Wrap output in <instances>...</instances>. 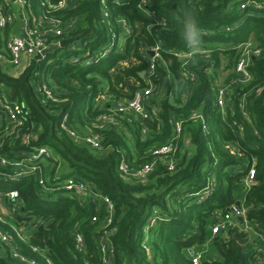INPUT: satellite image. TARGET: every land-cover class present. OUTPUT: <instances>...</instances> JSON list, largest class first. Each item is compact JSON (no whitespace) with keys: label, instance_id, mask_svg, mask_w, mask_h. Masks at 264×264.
<instances>
[{"label":"trees","instance_id":"obj_1","mask_svg":"<svg viewBox=\"0 0 264 264\" xmlns=\"http://www.w3.org/2000/svg\"><path fill=\"white\" fill-rule=\"evenodd\" d=\"M59 1L26 0L22 12L36 19L49 3ZM139 3L105 0L108 26L115 36L121 32L120 19L129 32L123 34L121 45L88 64H84L88 57L74 59L83 51L71 49L70 44L40 59L31 58L18 75L0 64V94L23 105L24 130L36 135L28 144L20 137L6 136L5 155L18 160L40 145L54 153L44 187L35 172L10 179L4 173L11 167H0V194L11 189L19 194L18 208L10 216L0 212V232L8 238V242L0 240L4 264H24L13 257L12 249L38 264H48L47 260L102 264L106 209L93 196L82 200L61 188V180L70 176L84 180L114 203L117 230L112 235V264H191L189 248L203 245L208 236L220 260L204 264H264V12L242 11L239 1L237 10V2L231 0H151L147 7L166 19V27L160 28L149 25ZM50 15L70 27L60 37L48 38L50 42L80 34V47L93 51L109 41L100 0H75L71 7ZM158 37L164 49L147 104L151 117L141 120L130 112L114 111L111 99H129L146 85L139 76L147 69L144 51ZM250 37L261 48L249 67L252 79L232 88L221 110L214 81L221 67L234 65V45ZM171 49L195 52L183 63ZM40 80L48 81L57 102L43 100L36 88ZM99 93L107 99L95 103ZM110 110L113 122L98 120ZM194 112L202 118H192ZM64 116L75 136L60 127ZM90 132L100 136L101 148L83 141ZM170 142L177 146L170 157L172 169L166 159H160L145 183L119 172L121 161L135 169L149 159L153 148ZM252 162L254 177L242 204L263 240L240 243L234 235L245 236L232 231L211 236L214 212L234 204L235 192ZM154 215V224L148 226V218ZM20 226L27 228L25 239L16 232ZM75 233L83 237L81 249L75 247Z\"/></svg>","mask_w":264,"mask_h":264},{"label":"built area","instance_id":"obj_2","mask_svg":"<svg viewBox=\"0 0 264 264\" xmlns=\"http://www.w3.org/2000/svg\"><path fill=\"white\" fill-rule=\"evenodd\" d=\"M75 0H60L57 4H48L47 9H45L38 17L33 18V22L30 24L23 23L21 26V34L16 33L15 31H10L3 39L1 44L2 49L0 48V60L5 63H9L11 66H18L21 60V56L27 55L34 57L42 49L48 45L58 43L59 40L50 42L48 38L60 37L68 31L70 28L67 25L61 26V20L58 17L50 15L54 10H62L68 7H71V3ZM238 1L240 10H246L250 8L251 11H261L264 12V0H231V3L237 2L238 10ZM151 0H140L138 4L139 9L142 13L150 19V26H159L160 28L166 27V20L162 17L157 11L150 9ZM102 7V19L105 23V26L109 25V11L105 5V0H100ZM26 0H0V33L10 27L14 28L16 20V12L14 7H19V11L22 13V8H24ZM44 5V3H41ZM249 12V11H248ZM74 22V21H72ZM121 32L116 37L111 27L108 26L107 32L109 36V41L97 50L90 51L89 48L80 47L76 44H70L71 49L82 50L80 57H88L84 64H88L91 61L95 60L98 56L107 54L112 47H118L120 42H123V34L129 32V28L126 25L124 19L118 21ZM13 30V29H12ZM122 36V37H121ZM68 38V37H65ZM116 38V40H115ZM81 44V43H80ZM85 43H83V46ZM164 42L158 37L155 40V43L149 47L150 51L153 52V55L147 57V70H146V85L144 87L138 88L131 98L121 99L115 105L114 111L118 112H130L134 116L142 119L150 118L151 111L147 108V104L152 97L155 85L154 78L157 77V64L161 60V51L163 48ZM84 49V50H83ZM236 50L235 63L231 68L221 69L223 71H230L231 74L227 75L224 80H221V77L218 76L215 79V95H216V104L223 110L225 105L230 99V96L233 92L235 86L240 84H246L252 79V74L249 67L251 66L252 59L258 57L261 53V48L258 42L250 37L245 41L239 42L234 45ZM195 50L183 51L175 50L172 51L174 57L187 62L192 57V54ZM206 52L207 51H203ZM190 78H193L192 75ZM37 91L42 94L43 100H50L52 102H57L58 98L55 95L54 89L50 86L48 81L40 80L39 84L36 86ZM259 93H257L258 95ZM244 95V94H243ZM107 99V96L104 93H99L94 99L95 102H104ZM156 110V109H154ZM192 118H202L198 112H194L191 116ZM101 122H113L114 116L111 114V110L108 113L101 114L97 117ZM25 110L23 105L16 101H9L3 95L0 94V167H11V171L4 173V176H7L10 179H17L24 174L35 172L38 178V184L41 187L45 186V178L47 173H45L44 162L49 161L51 158H54V153L52 149L46 145H40L32 147V149L26 153L25 157L18 160L9 159L4 153V143L5 137L12 135L16 138H21L22 141L28 144L31 140L36 139V135L31 132L24 130L25 127ZM67 117L64 116L60 127L66 131L69 135L75 136V132L71 130L66 124ZM177 131L180 130V124L176 126ZM87 144L92 148H101L100 136L96 132L88 133L84 138H82ZM177 146L175 143H166L158 147L153 148L150 151L149 159L140 164L137 168L132 169L128 166L125 161L119 163V172L127 177H132L134 181L139 183H145L148 176L154 169L155 164L160 159H166L165 163L168 165L169 169L173 168V162L171 156L176 152ZM254 177V164L250 166L247 175L244 181L247 184H250V181ZM59 186L65 189L71 196L79 199H84L85 197L93 196L92 200L98 201L100 204L104 205L106 209V215L104 217V233L102 235V264H112L113 260V244H112V235L117 230V225L113 222V213H114V203L107 195H102L96 192L93 188H89L87 182L77 177H67L59 183ZM2 195L9 204V212L7 215L15 211L18 208V191L16 189H11ZM10 202V203H9ZM246 208L243 204L239 206L231 204L225 211L214 212V221L210 225V230L212 234L222 233L226 235L229 231L242 233L244 236L248 237V240H259L262 239L260 233L257 230V225L255 222L251 221L246 216ZM2 220V217H0ZM96 220V216L92 218ZM156 220V215L150 216L148 218V226L153 225ZM16 232L21 239H25L27 228L25 226H20L16 228ZM147 233V229H146ZM75 238V247L81 249L84 245L83 237L80 233L74 234ZM0 240L2 242H8L6 235L0 232ZM34 250L38 248L34 247ZM189 251V250H188ZM13 257L17 258L20 262L24 264H38L34 259H30L23 254L18 253L16 250L12 249ZM191 264H204L202 256L200 253L194 251L189 252ZM48 264H51L47 260Z\"/></svg>","mask_w":264,"mask_h":264},{"label":"crops","instance_id":"obj_3","mask_svg":"<svg viewBox=\"0 0 264 264\" xmlns=\"http://www.w3.org/2000/svg\"><path fill=\"white\" fill-rule=\"evenodd\" d=\"M75 4V1L73 2V3H71V5H74ZM175 5V4H174ZM14 10H15V7H14ZM18 15V16H17ZM16 16L19 18V26H18V28H13L14 30L13 31H15L16 33H19L20 32V34H21V26L23 27V23L25 22V24H29V22H30V20L32 19L31 18V16L29 17L26 13H24V12H20L19 10H18V14H17ZM166 20V19H165ZM9 31L8 32H10V31H12V29L10 28V29H8ZM8 32L6 33V35L8 34ZM2 33V32H1ZM1 33H0V35H1ZM5 37H1L0 36V41L3 43V39H4ZM155 41V40H154ZM80 43H81V41L80 40H75L74 42H72V43H70V44H76L77 46H79L80 45ZM122 44V42L119 44V45H121ZM154 44V43H153ZM148 50H150L149 48H147L145 51H144V53H145V55H146V58L147 57H150L151 55L148 53ZM175 50H179V49H171L170 50V53L172 54V51H175ZM173 55V54H172ZM31 58H34V57H30V56H27V55H22L21 56V60H20V63H19V65L18 66H11L9 63H5L4 61H2V60H0V64L1 65H3V67L11 74L12 72H11V70L12 69H14V68H18V67H21V68H23V67H26L27 65H28V63H29V59H31ZM123 64H126L125 62H123ZM10 66V67H9ZM9 67V68H8ZM8 68V69H7ZM146 70L147 69H144V70H142L143 72H144V75L141 77V78H144L145 79V77H146ZM141 72V71H140ZM139 72V73H140ZM12 75H16V74H13L12 73ZM18 75V74H17ZM140 76V75H139ZM109 99H111V98H109ZM122 98H119L118 100H115V99H111L112 100V104H113V108L115 107V105L117 104V102H119V100H121ZM95 103H97V102H95ZM153 109H156L155 107H153ZM187 142H188V139H187ZM187 142H186V146H188V144H187ZM51 167H52V164L49 162V161H46V163L44 162V168H45V173H49V171L51 170ZM248 185L249 184H247L245 181L242 183V184H240L239 185V188H238V190L235 192V196H236V199L237 200H239L240 201V203L242 204V201H243V199H244V195H245V192H246V190H247V188H248ZM0 199L2 200H4V202H6V204H7V206H6V208L8 209L9 208V204H8V202H7V200L3 197V196H1L0 195ZM2 208V207H1ZM5 208H2V210H4ZM6 209V210H7ZM8 211V210H7ZM218 212H220V211H218ZM8 213V212H7ZM3 214V213H2ZM263 240V239H262ZM208 242H211L212 243V240L208 237L207 238V240H206V242L203 244V245H201V246H199V247H197V249L198 250H200L203 246H205V244L206 243H208ZM193 249V248H192ZM196 249V248H195ZM195 249H194V251H195ZM197 252V251H196ZM215 252V254H216V256L214 257V258H212V259H208V261H216V260H220V257L218 256V254H217V252L216 251H214ZM198 253H200V252H198ZM201 254V253H200ZM203 260V262L205 261L204 259H202Z\"/></svg>","mask_w":264,"mask_h":264},{"label":"rangeland","instance_id":"obj_4","mask_svg":"<svg viewBox=\"0 0 264 264\" xmlns=\"http://www.w3.org/2000/svg\"><path fill=\"white\" fill-rule=\"evenodd\" d=\"M18 10H19V7L17 6V7H15V12H16V15L18 14ZM18 16V15H17ZM16 16V20H15V24H14V29L15 28H18V26H19V18ZM13 29V28H12ZM13 29V30H14ZM12 30V31H13ZM5 31H6V29H4L3 31H2V33H1V37H5L6 36V33H5ZM20 33V32H19ZM120 43H121V41H119ZM0 48L2 49V46H0ZM30 60V59H29ZM10 67V66H9ZM8 67V68H9ZM7 68V69H8ZM25 67H23V68H21V67H18V68H14V69H12L11 70V72L13 73V74H19L23 69H24ZM223 68V67H222ZM220 70V77H221V80H224V78L225 77H227V75L231 72V70L230 71H223L221 68L219 69ZM11 73V74H12ZM46 163V162H45ZM6 206H7V204H6V202H4V200L2 199H0V212L1 213H3V215H7V212H9V208L7 209L6 208ZM5 208L4 210H2V208ZM8 211H7V210ZM216 212H218V211H215V213ZM210 234H211V236H213V235H215V234H212L211 233V230H210ZM210 239H211V237L210 236H208ZM195 251H197V252H200L201 253V256H202V259H204L205 261H208V259H212V258H214L215 256H216V254H215V250H214V248H213V245H212V243L211 242H208V243H206L205 244V246H203L200 250H198L197 248L195 249Z\"/></svg>","mask_w":264,"mask_h":264},{"label":"water","instance_id":"obj_5","mask_svg":"<svg viewBox=\"0 0 264 264\" xmlns=\"http://www.w3.org/2000/svg\"><path fill=\"white\" fill-rule=\"evenodd\" d=\"M175 6V5H174ZM80 34H76V35H73L71 37H68V38H63L61 39L58 43H54V44H51V45H48L47 47H45L44 49H42L39 53H37L34 58L35 59H40L42 58L47 52L49 51H52L54 49H57V48H64L65 46H67L68 44L72 43L73 41L77 40L79 38ZM148 53L150 55H153V52L148 50ZM140 77H142L144 75V72L141 71L139 73ZM235 205L239 206L241 203L239 200H236L234 202ZM234 237L240 242V243H245L248 241V237H241V236H238V235H234ZM189 252H192V248H189ZM0 264H4L3 260L0 259Z\"/></svg>","mask_w":264,"mask_h":264},{"label":"clouds","instance_id":"obj_6","mask_svg":"<svg viewBox=\"0 0 264 264\" xmlns=\"http://www.w3.org/2000/svg\"><path fill=\"white\" fill-rule=\"evenodd\" d=\"M193 27H196L195 25H193Z\"/></svg>","mask_w":264,"mask_h":264}]
</instances>
